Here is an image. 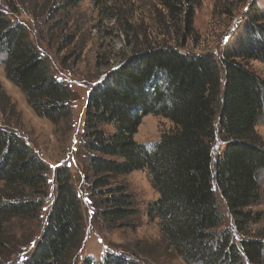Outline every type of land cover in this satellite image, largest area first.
I'll list each match as a JSON object with an SVG mask.
<instances>
[{
  "label": "trees",
  "instance_id": "obj_1",
  "mask_svg": "<svg viewBox=\"0 0 264 264\" xmlns=\"http://www.w3.org/2000/svg\"><path fill=\"white\" fill-rule=\"evenodd\" d=\"M158 1L171 19L183 17L187 33L192 29L199 0ZM78 2L65 0L68 7ZM253 61L264 63L259 9L249 12L240 42L219 58L151 47L126 59L92 89L83 131L86 179L94 195L105 197L95 203L103 222L135 228L136 201L116 179L147 171L158 194L148 206V219L158 223L176 256L188 264H264V229L254 232L264 223V212L253 210L262 200L264 142L256 127L264 116V80L249 69ZM0 63L40 118L56 127L70 119V88L57 80L25 26L1 7ZM8 103L0 86L1 112ZM149 115L173 125L153 148L135 140ZM217 132L226 146L214 156ZM56 179L57 197L45 230L22 264H73L82 249L84 216L71 170L61 167ZM47 181V163L22 137L0 127V252L12 243L5 238L10 223L40 216ZM222 203L243 236L240 242L229 229L222 230ZM82 264L96 263L85 258ZM103 264L132 263L107 254Z\"/></svg>",
  "mask_w": 264,
  "mask_h": 264
},
{
  "label": "rangeland",
  "instance_id": "obj_2",
  "mask_svg": "<svg viewBox=\"0 0 264 264\" xmlns=\"http://www.w3.org/2000/svg\"><path fill=\"white\" fill-rule=\"evenodd\" d=\"M0 7L14 22L25 26L49 60L57 80L72 92L71 117L56 127L33 111L21 90L6 78L0 63V86L10 100L9 106L0 111V127L22 137L48 166L47 196L40 216L7 226L5 238L12 243L0 252V264H22L34 251L57 197V170L65 165L71 170L85 227L83 246L73 264H82L85 258L103 264L107 254L132 264H188L168 249L158 223L148 219V206L158 194L147 171L116 179L117 184L127 186L136 201L139 219L134 229L112 228L96 214L95 203L105 197L94 195L86 179L88 152L83 131L88 97L126 59L151 47H173L184 53H209L219 58L244 37L249 12H264V0H199L188 33L183 17L171 19L158 0H80L73 7H68L65 0H0ZM59 21L63 24L56 27ZM249 69L264 80V63L250 62ZM172 128L169 120L149 115L143 118L135 140L153 148ZM103 130L113 132L110 127ZM256 130L264 142V116ZM223 140L217 132L214 156L224 151ZM261 195V202L253 208L257 213L264 212V174ZM221 206L225 216L222 230L229 229L240 242L243 236L223 203ZM263 229L264 223L254 227V232Z\"/></svg>",
  "mask_w": 264,
  "mask_h": 264
}]
</instances>
